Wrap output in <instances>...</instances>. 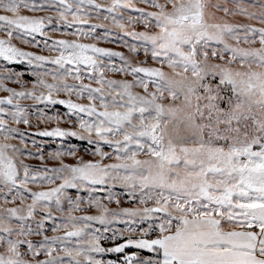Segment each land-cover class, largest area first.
Segmentation results:
<instances>
[{"label":"snow or ice","instance_id":"6c2138e0","mask_svg":"<svg viewBox=\"0 0 264 264\" xmlns=\"http://www.w3.org/2000/svg\"><path fill=\"white\" fill-rule=\"evenodd\" d=\"M0 264H264V0H0Z\"/></svg>","mask_w":264,"mask_h":264}]
</instances>
